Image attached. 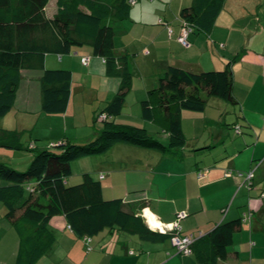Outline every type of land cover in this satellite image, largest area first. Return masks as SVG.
<instances>
[{
  "label": "crops",
  "instance_id": "crops-1",
  "mask_svg": "<svg viewBox=\"0 0 264 264\" xmlns=\"http://www.w3.org/2000/svg\"><path fill=\"white\" fill-rule=\"evenodd\" d=\"M51 2L55 8L48 14L46 7L49 18L56 11V0ZM192 2L137 0L131 6L129 20L122 23L125 34L114 39L115 55L126 57L133 75L115 121L159 133L165 144L168 136L141 118L139 106L159 75L169 66L193 73L223 70L243 52L232 65V95L237 105L231 108L222 100L209 99L203 112L182 111L186 146L181 150L161 153L116 144L103 155L73 162V176L66 183H80L83 174H90L100 182L105 200L121 199L129 212L143 207L142 212L152 215L168 233L179 227L181 236L195 239L220 224L244 218L227 258L217 264H264V0H224L213 27L191 33L190 47L184 48L178 41L180 12ZM83 58L89 60L86 66ZM45 68L72 74L66 112L44 115L38 83L41 73L23 71L14 107L2 118L0 129L22 132V141L34 148L94 139L101 130L95 117L115 95L119 79L106 75L103 60L89 47L75 48L64 56L46 55ZM236 126L241 128L237 140L229 133ZM7 158L12 160L11 167L24 169L33 155L0 149V162ZM251 171L249 187L239 173ZM5 184L0 180V186ZM179 212L185 213L183 219H176ZM48 227L55 243L36 264H198L193 254H179L169 240L160 237L141 240L104 230L88 240L80 239L63 216L53 217ZM17 251L18 237L0 203V264H16Z\"/></svg>",
  "mask_w": 264,
  "mask_h": 264
},
{
  "label": "trees",
  "instance_id": "trees-1",
  "mask_svg": "<svg viewBox=\"0 0 264 264\" xmlns=\"http://www.w3.org/2000/svg\"><path fill=\"white\" fill-rule=\"evenodd\" d=\"M129 1L56 0L55 14L49 18V0H0V119L14 107L23 71L41 73L38 83L44 115L66 112L72 74L46 69V55L64 56L75 48L89 47L103 60L106 75L119 79L115 95L95 117L101 130L86 143L62 141L52 147L34 148L22 141V132L0 129V149L33 155L26 170L0 162V180L6 183L0 186V203L18 237L16 264H36L53 246L55 236L48 224L56 216H63L70 231L80 239L104 230L141 240H169L174 234L180 235L177 231L164 235L151 231L142 216L143 207L129 212L121 199L105 200L100 182L90 174H83L76 185H67L72 162L103 155L116 144L174 153L186 146L182 111L203 112L209 99L237 105L232 95V65L243 52L223 70L193 73L169 66L159 75L156 86L140 102V111L144 121L168 136L165 144L158 138L159 133L116 123L133 79L126 57H117L114 51V39L125 34L122 23L129 20ZM223 4L224 0H193L180 12L181 27L189 28L191 33L209 31ZM102 115L104 120L99 119ZM241 222L220 224L197 239L191 251L198 264L225 260Z\"/></svg>",
  "mask_w": 264,
  "mask_h": 264
},
{
  "label": "built area",
  "instance_id": "built-area-1",
  "mask_svg": "<svg viewBox=\"0 0 264 264\" xmlns=\"http://www.w3.org/2000/svg\"><path fill=\"white\" fill-rule=\"evenodd\" d=\"M129 3L131 5H133V4L136 3V0H130ZM168 33H169V35H171L172 31L169 29ZM190 33H191V30L189 28L181 27L180 33H179V36H178V41L184 48H189L190 47V43L188 41V37H189ZM88 62H89L88 58H83L82 59L83 65H87ZM105 118H106L105 115L99 116L100 120H104ZM236 133L240 134V128L239 127H236ZM201 174L202 173H199V176H201ZM226 175L229 176L230 174L227 173ZM239 175L244 177L246 186L250 187L251 186V181H252V178H253V171L248 172L246 174L239 173ZM262 197H264V194H262ZM180 217H184V215H181ZM245 220L246 219H244V218L241 219L242 222H245ZM148 228L150 229L149 226H148ZM160 231H162V233H165V234L168 233V231L166 229H164V228L161 229ZM174 231L180 232V228L179 227H173L170 232H174ZM86 240H88V239H86ZM196 240L197 239H195V237H193L192 235L181 236L179 234H174L169 239L170 244L172 245V247L175 248L176 251L179 254L183 255V256H189V255L192 254L191 246L194 244V242Z\"/></svg>",
  "mask_w": 264,
  "mask_h": 264
},
{
  "label": "rangeland",
  "instance_id": "rangeland-1",
  "mask_svg": "<svg viewBox=\"0 0 264 264\" xmlns=\"http://www.w3.org/2000/svg\"><path fill=\"white\" fill-rule=\"evenodd\" d=\"M52 0H49V4H48V6H47V13L48 14H50V12L55 8V4H53L52 2H51ZM215 101L216 99H211V101ZM219 100V99H218ZM217 100V101H218ZM216 102V101H215ZM223 102H225V101H223ZM227 103V102H226ZM231 108H233L230 104H228ZM140 106V105H139ZM133 111L135 112V109H133ZM134 112H133V115H135L134 114ZM231 115H229V116H227V117H230ZM234 117H236V115H234ZM237 118V117H236ZM2 123V118L0 119V124ZM237 127V126H236ZM236 127L234 128V129H231L230 131H229V133H230V135H231V138H235V140H237L238 138H240L241 136V133L240 134H237L236 133ZM140 128V127H139ZM156 137H157V135H155ZM158 138H159V136H158ZM160 140H161V138H159ZM226 143H227V145L228 146H230L232 143H230L229 141H226ZM233 148V147H232ZM23 152V151H22ZM27 152V151H26ZM30 153V152H29ZM78 160H80V159H78ZM78 160H76V161H78ZM76 161H74V162H76ZM12 162V160L11 159H9V158H7V160H5V163H7V164H10ZM14 163H16V162H14ZM72 164H73V162H72ZM10 166V165H9ZM15 166V165H14ZM13 166V167H14ZM71 168H72V166H71ZM19 169H23V168H19ZM24 170H26V169H24ZM24 170H22V171H24ZM73 176V175H72ZM78 184V183H77ZM74 185H76V184H74ZM145 212V211H144ZM144 212L142 213V216H143V218H144V220H145V222L147 223V219H146V217L144 216ZM181 215H184V217H185V213L184 212H179L178 214H177V216H176V219H183L184 217H180ZM151 230H154L155 232H159L162 228L160 227V228H158V229H152V228H150ZM162 232V231H161Z\"/></svg>",
  "mask_w": 264,
  "mask_h": 264
},
{
  "label": "bare ground",
  "instance_id": "bare-ground-1",
  "mask_svg": "<svg viewBox=\"0 0 264 264\" xmlns=\"http://www.w3.org/2000/svg\"><path fill=\"white\" fill-rule=\"evenodd\" d=\"M144 216L147 219V225L152 228V229H158L161 227L160 224L157 223V221L155 220L154 217H152V215L148 214V212H144ZM158 227V228H156Z\"/></svg>",
  "mask_w": 264,
  "mask_h": 264
},
{
  "label": "water",
  "instance_id": "water-1",
  "mask_svg": "<svg viewBox=\"0 0 264 264\" xmlns=\"http://www.w3.org/2000/svg\"><path fill=\"white\" fill-rule=\"evenodd\" d=\"M254 172V171H253Z\"/></svg>",
  "mask_w": 264,
  "mask_h": 264
}]
</instances>
